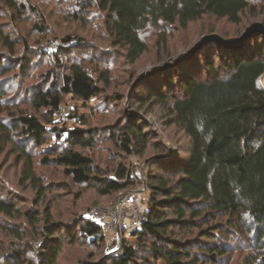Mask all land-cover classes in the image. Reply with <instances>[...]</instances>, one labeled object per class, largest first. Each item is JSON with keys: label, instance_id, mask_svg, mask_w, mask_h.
Wrapping results in <instances>:
<instances>
[{"label": "trees", "instance_id": "16d2710c", "mask_svg": "<svg viewBox=\"0 0 264 264\" xmlns=\"http://www.w3.org/2000/svg\"><path fill=\"white\" fill-rule=\"evenodd\" d=\"M3 1L12 8L17 6L13 0ZM87 2L96 3L99 11L106 14V32L113 46L125 52L132 66L149 52V29H154L158 45L168 51V30L178 28L184 32L207 17L239 26L243 16L249 15L253 20L250 24L264 25L263 0ZM83 5L80 3L81 8ZM208 33L206 36L217 35L228 42L243 36L242 33L226 38L214 29ZM5 42L14 55L13 42L8 37ZM64 42L77 44L73 37L65 38ZM206 50L212 52L210 58L204 53ZM68 51L60 48L46 56L57 59L60 53ZM191 56L174 67L176 76L167 75V87L156 83L146 99L150 107L167 110L169 123L184 132L189 146L184 156L177 154L171 161L157 162L156 173L150 167L151 194L145 203L143 227L135 232L138 247L125 246L123 255L112 258L109 264H138L140 260L144 264H223L237 252H247L243 264H264V88L260 84L264 77V35L254 34L237 47L207 43ZM0 70V77L10 72L5 67ZM100 78L109 85L108 73H102ZM58 79L55 75L51 86L34 96L35 110H46L43 121L27 114L13 117L11 129L1 127L5 134L3 146L13 143L16 132L37 146H48V133L63 136L62 148L43 149L41 155H47L43 160L45 165L62 167L76 185L96 188L101 197L116 195L118 199L132 191L138 181L126 166L120 164L113 178H103L97 173L92 157L81 152L93 147L92 130L64 129V134L59 135L57 128L50 131L47 128L55 125L65 96L86 103L102 92L88 68L79 61L70 64L61 85ZM176 86L178 92L172 93ZM4 110L0 104V116ZM69 118L83 124L75 110L72 115L69 113ZM140 121L133 118L121 132L113 133L116 144L127 155L142 156L151 147L150 133L143 132L138 125ZM15 147L27 158L23 179L33 181L35 188L41 190L34 177L28 145L22 147L16 142ZM14 206L0 199V210L6 215H13ZM45 214L46 235L51 241L59 242L57 223L49 209ZM78 227L85 242L93 245L106 242L98 222L83 216ZM78 233L69 235L74 239ZM56 242L48 246L51 255L41 264H57L62 248ZM25 263L29 264L22 262Z\"/></svg>", "mask_w": 264, "mask_h": 264}, {"label": "rangeland", "instance_id": "374dc122", "mask_svg": "<svg viewBox=\"0 0 264 264\" xmlns=\"http://www.w3.org/2000/svg\"><path fill=\"white\" fill-rule=\"evenodd\" d=\"M13 1L16 8L0 0V68L10 69L9 73L0 77V104L5 109L0 116V199L13 203L16 210L12 216L0 210V264H22L23 261L41 264L46 256L51 255V252L48 254V246L56 241H51L46 235L47 209L57 223L55 226L59 234L56 237L59 242L55 244L62 248L57 264H109L112 258L122 256L125 245L138 247L137 241L131 239V229L122 230L119 235L111 234L99 223L106 235V242L93 245L85 242L78 233L80 219L89 217L94 209L115 207L122 195L131 192L142 194L140 203L145 212L146 199L151 194L150 167L156 173L157 162L161 159L171 161L177 154L184 156L189 146L184 132L169 123L167 110L160 106L150 107L146 99L155 90L156 83L167 87V75H177L174 67L192 57L189 52L209 31L214 29L226 38H234L244 34L254 24H250L253 20L249 15H244L242 24L236 26L226 20L217 21L207 17L184 32L172 28L168 30V51L158 45L154 29H149V52L132 66L125 52L113 46L106 32V14L99 11L96 3L88 0ZM80 3L84 4L83 9ZM5 37L13 42L14 55ZM67 37L77 41V44L63 47L69 49L68 53H60L57 59L46 56L51 54L46 52V48L53 41L64 44ZM204 53L207 58L212 55L207 50ZM168 54L171 58H167ZM75 61L82 62L88 68L102 92L86 103L65 96L61 104L64 118L59 117L57 112L55 125H47V128L49 131L57 128L59 135L64 134V129L92 130L95 136L93 147L81 152L92 157L97 173L103 178H113L122 164L133 172L138 181L132 191L118 199L116 195L101 197L96 188L76 185L72 178L64 174L62 167L45 165L43 160L47 155H41L43 149L62 148L63 136L48 133V146H37L25 137L22 139L20 133L16 132L13 143L9 142L5 147L2 144L5 134L1 127L11 129L15 120L13 117L27 114L43 121L46 110H35V94L48 89L55 75H58V84L61 85L67 68ZM102 73H108L109 85L101 81ZM260 84L264 88V77ZM174 88L172 93L178 92V86ZM74 110L83 124L69 118V113L72 115ZM133 118L142 121L138 125L143 132L150 133L151 147L142 156L123 153L113 137L114 132H121ZM16 142L22 147L28 145L34 162V177L41 190L35 188L33 181L23 179V166L27 158L17 150ZM109 221L107 217L105 222ZM126 223L131 228V222L127 220ZM55 226L51 228L53 233ZM71 232L78 235L72 239L69 235ZM246 253L237 252L224 260L223 264H243ZM138 264L144 263L140 260Z\"/></svg>", "mask_w": 264, "mask_h": 264}, {"label": "built area", "instance_id": "2783aa9c", "mask_svg": "<svg viewBox=\"0 0 264 264\" xmlns=\"http://www.w3.org/2000/svg\"><path fill=\"white\" fill-rule=\"evenodd\" d=\"M67 43L62 44L60 41H53L47 48L46 52L54 53L60 48L66 47ZM56 50V51H55ZM58 116L64 118L65 113L63 109H59ZM139 192H131L122 195L115 207L111 208H97L89 213L91 220L100 223L104 226L105 230L111 234H120L122 230H130L131 239L134 241L138 240L136 231H140L143 227L144 222V212L142 211L141 196ZM109 217L110 221L105 222L106 218ZM131 222V228L128 227L126 221ZM128 246V245H125ZM124 246V248H125ZM118 248V246L116 247ZM124 249H122L121 254L123 255Z\"/></svg>", "mask_w": 264, "mask_h": 264}, {"label": "water", "instance_id": "95a60500", "mask_svg": "<svg viewBox=\"0 0 264 264\" xmlns=\"http://www.w3.org/2000/svg\"><path fill=\"white\" fill-rule=\"evenodd\" d=\"M257 33L264 35V25L262 23H254L246 30V32L243 34V36L240 39H237L232 42L225 41L217 35L206 36L199 43L195 45V47L193 48L190 54L191 55L194 54L207 43H216L228 47H237Z\"/></svg>", "mask_w": 264, "mask_h": 264}]
</instances>
